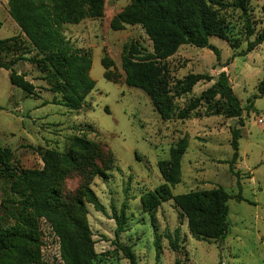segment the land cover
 I'll list each match as a JSON object with an SVG mask.
<instances>
[{
  "label": "rangeland",
  "instance_id": "374dc122",
  "mask_svg": "<svg viewBox=\"0 0 264 264\" xmlns=\"http://www.w3.org/2000/svg\"><path fill=\"white\" fill-rule=\"evenodd\" d=\"M132 0H104L102 17L84 19L64 27L66 40L92 57L90 78L95 88L79 111L58 106L49 91L46 73L25 61L13 66L35 87L36 97L27 96L10 85L8 72L0 69V149L10 154L9 166L23 171H41L45 151L76 152L75 164L60 165L57 187L61 203L70 210L74 201H84L94 264H129L119 245L131 249L136 264H264V94L258 84L264 78V42L245 53L247 43L261 31L264 0H247L251 36L246 19L237 10L219 12L225 18L226 38H211L219 51L217 60L206 49L181 46L161 62L172 98V113L185 111L189 104L212 87L223 72L242 110L243 126L238 141V160L230 169V131L237 119L221 115L224 102L202 100L187 119L161 120L147 93L128 87L123 57L134 49L145 56L152 53L149 39L140 27L111 29L115 15ZM19 27L8 15L7 1L0 0V40L19 38ZM18 53V52H17ZM33 54L25 55L29 58ZM12 55L3 61H9ZM189 75L208 76L178 96ZM218 113V115H213ZM78 137L91 144L90 155L72 145ZM179 148L180 168L174 162ZM236 174V175H235ZM170 181H174L171 183ZM169 186L172 198L217 187L246 200L227 202L228 231L222 241L196 240L188 229V215L174 200L160 202L152 213L143 209L141 198L159 186ZM23 185L15 179H0V264L10 263L18 248L36 249V226L41 264H60L59 247L51 224L33 222V213L21 204ZM90 190L101 209L89 203ZM125 217L124 231L115 237L114 213ZM156 231H154V229ZM177 250L169 242H175ZM33 237L31 244L24 237ZM161 237L156 259L154 236Z\"/></svg>",
  "mask_w": 264,
  "mask_h": 264
},
{
  "label": "trees",
  "instance_id": "16d2710c",
  "mask_svg": "<svg viewBox=\"0 0 264 264\" xmlns=\"http://www.w3.org/2000/svg\"><path fill=\"white\" fill-rule=\"evenodd\" d=\"M8 15L19 27L21 34L17 38L0 40V69L8 72V80L12 87L21 90L27 96L36 97L35 87L26 80L25 74H19L13 66L20 61L28 62L46 73L45 79L49 91L60 96L56 105L70 111H79L84 106L85 99L95 88L90 78L92 57L89 51L72 46L63 34L64 27L74 25L84 19L102 17L104 0H6ZM247 0H132L129 7L115 15L111 29L121 31L126 26H138L149 39L152 53L139 58L142 53L137 49L129 57H123L122 67L126 72L125 83L128 87L143 89L150 98L152 107L161 120H185L190 112L197 109L202 100L213 101L215 97L224 102L221 113L227 119H237L238 127L230 131L231 160L230 169L238 160V141L241 138L240 128L242 110L239 102L228 84L226 75L221 72L215 83L204 91L200 97L193 100L185 111L172 113V98L161 62L174 55L184 45L197 49H206L219 59L217 48L209 44V39L226 38L225 18L220 11L233 9L246 19V35L251 36V28L247 14ZM264 42V14L260 33L254 41H249L245 53H249ZM18 52V53H17ZM33 54L29 58L25 55ZM12 55L9 61L5 57ZM211 81L208 76H192L185 78L178 96L188 93L199 81ZM258 92L264 94V78L258 84ZM213 115H218L216 114ZM72 145L84 156L90 155L91 144L81 138H72ZM183 148L176 153L174 168H180L179 159ZM74 150L65 154L55 151H45L40 154L44 169L41 171H23L9 166L11 154L7 149H0V179L18 180L23 189L19 191L21 204L33 213V222L45 219L51 224L57 238L60 264H94L93 250L89 229L85 220L86 209L84 201L78 198L70 210L61 203L60 191L57 187L60 165L65 167L75 164ZM236 175V174H235ZM174 183V181H170ZM85 195L89 203L101 209L94 194L86 189ZM245 202L240 194L231 196L222 188L210 191L192 192L172 198L169 186H159L153 192L142 198L143 209L152 213L160 202L174 200L182 206L188 215V229L196 240L222 241L228 231L227 202ZM115 237L124 231L125 217L123 210L116 215ZM156 231L155 228H153ZM34 235L36 249L23 245L15 252L14 259L7 264H41L39 251L40 240L36 226L31 232ZM173 248L177 250L178 232H174ZM29 243L33 237H24ZM156 259L160 256L161 237L154 236ZM123 256L129 264H136L131 249L119 245ZM176 264H179L176 262Z\"/></svg>",
  "mask_w": 264,
  "mask_h": 264
}]
</instances>
